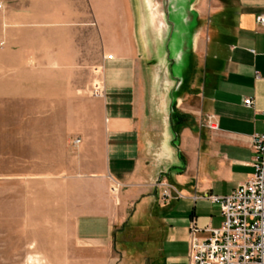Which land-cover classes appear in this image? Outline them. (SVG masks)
Listing matches in <instances>:
<instances>
[{
    "label": "crops",
    "instance_id": "0c3cea01",
    "mask_svg": "<svg viewBox=\"0 0 264 264\" xmlns=\"http://www.w3.org/2000/svg\"><path fill=\"white\" fill-rule=\"evenodd\" d=\"M119 1L130 7L117 16L119 26L111 14L108 40L101 32L103 55L112 59L100 57L102 95L93 99L79 78L86 0L81 8L80 0H11L13 7L4 9L5 52L12 44L29 52L31 95L45 102L35 115L46 118L35 126L32 155L45 170L13 176L29 181L25 203L13 208V235L24 234L30 245L38 238L44 213L37 182L54 179L55 131L48 118L61 95L68 105L57 227L71 228L79 252L101 264H110L111 250L114 263L122 264L117 253H125L126 243L149 245L136 249L131 264H188L191 224L200 229L193 237L204 238L222 221L219 205L206 196L229 194L250 177L251 137L264 133V26L256 21L264 0ZM27 3L36 27L28 50L16 31L18 6ZM207 119L217 127L210 129ZM165 185L171 188L162 198ZM48 212L42 217L50 219L47 230L55 227Z\"/></svg>",
    "mask_w": 264,
    "mask_h": 264
},
{
    "label": "rangeland",
    "instance_id": "374dc122",
    "mask_svg": "<svg viewBox=\"0 0 264 264\" xmlns=\"http://www.w3.org/2000/svg\"><path fill=\"white\" fill-rule=\"evenodd\" d=\"M11 0H8L9 2ZM29 2V0H26ZM1 3V2H0ZM2 4V3H1ZM13 6H3L0 8V23L3 20L4 9ZM31 5L29 3L18 6L17 33L24 34V49L28 50L30 44V34L35 27V21L31 15ZM126 6L118 0H86L85 2V32L79 38L80 63L84 64V70L80 68L79 78L84 82V93L87 99L98 98L101 92V62L100 57L108 55L103 49L102 30L107 33L104 39H109V29L111 14L115 26H119L118 17ZM81 8V0H80ZM6 14L13 15L7 12ZM20 19V20H19ZM114 27V26H113ZM8 30V28H7ZM20 41V40H19ZM0 264H101V258L96 261L89 260L91 254L79 252L76 240H71V228L57 227L62 224L59 217L61 208V190L63 187L64 174L61 172L63 166L62 148L63 132L67 127V120L62 116L68 101L62 100L61 95L52 102L53 117L48 118L54 126V179L39 180L37 182L39 197L38 206V238L31 240L34 245H30L29 237L22 234L21 237L13 235L15 224L13 208L15 205L21 206L25 203L26 190L29 188V181L14 180V174L28 176L36 172L40 173L45 165L36 164L33 154L36 152V129L38 124H45V117H37L36 109L45 107V102L34 100L32 94L31 68L32 61L29 52L21 53L20 47L12 44L13 51L5 52V42L0 39ZM21 45V42H19ZM18 45V46H19ZM18 49V51H16ZM106 59V58H105ZM16 94V96H15ZM41 122V123H40ZM49 123V122H48ZM77 139L73 140V144ZM34 160V161H33ZM12 177L4 179L3 177ZM46 190L50 196L46 197ZM53 201V202H52ZM48 207V209H47ZM45 210L53 219L52 228H46L51 222L42 218L45 217ZM53 212V215L50 212ZM22 228L26 221L22 219ZM3 227L6 233L3 234ZM48 233L47 237L45 233ZM70 240H62V238ZM125 253H117L118 258H122V264H131L132 254L136 249H148L149 245H134L126 243L122 246ZM114 249V248H113ZM139 250V251H140ZM127 253H130L129 256ZM112 258L110 264H116L114 252L111 250Z\"/></svg>",
    "mask_w": 264,
    "mask_h": 264
},
{
    "label": "built area",
    "instance_id": "2783aa9c",
    "mask_svg": "<svg viewBox=\"0 0 264 264\" xmlns=\"http://www.w3.org/2000/svg\"><path fill=\"white\" fill-rule=\"evenodd\" d=\"M256 21L264 26V14L257 15ZM105 58L112 59V55ZM243 104L249 107L252 100L246 98ZM206 123L210 129L217 127L211 119ZM251 147L250 177L229 194L206 196L219 205L222 221L218 227L208 228L204 238L193 237L200 229L194 222L191 224L188 264H264V133L252 135ZM165 188L171 187L165 185L162 198L168 195ZM117 190L118 184L113 182L110 191Z\"/></svg>",
    "mask_w": 264,
    "mask_h": 264
},
{
    "label": "trees",
    "instance_id": "16d2710c",
    "mask_svg": "<svg viewBox=\"0 0 264 264\" xmlns=\"http://www.w3.org/2000/svg\"><path fill=\"white\" fill-rule=\"evenodd\" d=\"M119 241H121V242L123 241L124 243H126V242H127V240H119Z\"/></svg>",
    "mask_w": 264,
    "mask_h": 264
}]
</instances>
